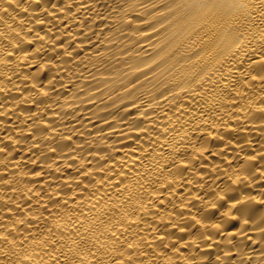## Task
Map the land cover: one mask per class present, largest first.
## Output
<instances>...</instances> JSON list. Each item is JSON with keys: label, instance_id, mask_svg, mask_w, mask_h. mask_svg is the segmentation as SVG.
Segmentation results:
<instances>
[{"label": "clouds", "instance_id": "1", "mask_svg": "<svg viewBox=\"0 0 264 264\" xmlns=\"http://www.w3.org/2000/svg\"><path fill=\"white\" fill-rule=\"evenodd\" d=\"M0 264H264V0H0Z\"/></svg>", "mask_w": 264, "mask_h": 264}, {"label": "bare ground", "instance_id": "2", "mask_svg": "<svg viewBox=\"0 0 264 264\" xmlns=\"http://www.w3.org/2000/svg\"><path fill=\"white\" fill-rule=\"evenodd\" d=\"M242 187V189H244V186H241ZM244 190H247V189H244Z\"/></svg>", "mask_w": 264, "mask_h": 264}]
</instances>
